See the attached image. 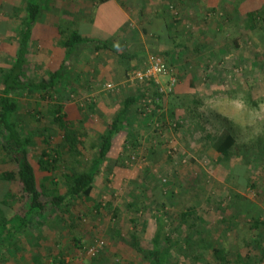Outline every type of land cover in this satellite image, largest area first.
<instances>
[{"label":"rangeland","instance_id":"obj_1","mask_svg":"<svg viewBox=\"0 0 264 264\" xmlns=\"http://www.w3.org/2000/svg\"><path fill=\"white\" fill-rule=\"evenodd\" d=\"M90 1L94 3V0ZM117 1L123 3L122 0ZM125 1L122 6L129 14V20L125 33L118 36L117 43L113 45L117 52L127 57L136 53L137 57L124 61L111 51L96 52L91 43L81 47L82 50L65 63L69 71L66 83L52 91L51 97L43 90L24 92L20 95L18 110V116L26 127H42L48 125L50 104L83 107L84 122L76 125L83 138L82 152L89 159L93 154L90 143L100 138L108 121L116 116L127 96L137 97L134 112H128L130 126H126L137 140L136 147L130 141L119 154L121 163L125 161L128 167L114 173L104 169L95 184L96 199L102 200L104 204L112 203L113 210L103 211L99 218L92 214V205L78 202L79 213H76L82 219L76 224L75 233L82 239V250L75 249L67 225L62 223L60 226L57 214L48 212L53 217L52 221L60 222L55 227L46 225L43 216H37L31 221L27 239L21 240L19 246L0 249V264H54L51 251L58 249L63 250L68 264H148L128 243L134 205L136 210L141 211L136 213L139 226H146L144 231L141 229L139 232L141 246L146 249L151 248L157 216L165 210L170 218H174L188 207L196 205L206 220L205 230L211 237V246L224 244L230 250L238 247L242 256L249 252L245 246L241 247L243 241L240 237H246L245 233L239 232L242 234L239 237L235 226L230 231L227 228L230 226L228 223L239 224L242 228L244 222L253 216L264 218V26L256 31L244 28L246 13L264 9V0H182L178 3V9H173L171 13H178L176 20L182 30L178 42L184 46L180 44L173 48L169 45L166 49L165 46L149 47L151 38L142 32V28L151 20L161 22L154 15L157 10L162 12L164 23L162 4L167 1ZM56 2L58 6L55 13L58 15L79 3L77 0ZM17 4L20 6L21 1L17 0ZM8 5H14V0H0V24L4 20L2 7ZM215 7L217 12L213 11ZM95 13L93 23L99 32L117 28L121 22L120 13L110 3L100 6ZM49 16V11H45L43 20ZM58 17L61 19L62 15ZM17 25L15 21L9 22L7 27L12 34L17 33ZM175 30L170 33L173 35ZM85 32V29L80 30L82 35ZM99 32H96L98 36L101 35ZM33 33L26 75L38 82H48L51 66L59 67L65 51L59 47L57 39L52 42L39 41L41 36L47 35L41 28L37 27ZM17 48L18 38H11L5 31L0 32V68L7 67L8 60ZM164 50L172 51L166 63L178 74L174 99L176 104L185 106L187 114L183 118L187 119V115L192 113L193 104H202L198 111L208 117L206 131L220 135L227 128L236 138L233 156L228 161L213 164L205 157L203 143L200 142L201 132L199 129L195 131L192 124L175 129L171 126L167 131L159 130L163 133L161 137L156 135L155 125L152 127L149 124L155 103L151 95L141 96L139 91L144 88V84L136 81L134 76L137 71L144 70L149 56ZM55 51H59L60 56H54ZM164 99L160 103L167 111L171 96H165ZM254 103H258V106H254ZM83 117L79 115V118ZM161 119L168 122L169 117L164 114ZM53 139L55 145H60L63 141L62 132L53 135ZM151 144L154 150L152 156L148 157ZM44 148L41 139L37 138L36 145L31 149L34 160ZM0 154H5L1 139ZM167 155L173 157V162H169ZM132 156L135 162L129 161ZM244 163L252 164L248 174L255 182L256 189H243L232 178L235 169L240 171ZM109 164L108 168L112 163ZM7 168L11 167L5 165L0 157V172ZM59 176L56 177L58 181ZM155 187L166 190L165 198L160 189L154 190ZM233 190L241 192L243 198L230 204L228 197ZM207 197L222 203L225 212L221 214L214 203L207 202ZM162 202L164 209L160 205ZM234 207L240 210H233ZM18 209L17 204L15 210ZM111 211L117 214L115 219ZM223 217L229 222H221ZM186 232L182 228L174 235L183 239ZM97 240L98 243H104L99 247V254L91 256L87 249ZM250 252L254 257L253 264H264L261 251L252 247ZM171 264H191V260L176 251ZM197 264L217 263L205 251L201 253Z\"/></svg>","mask_w":264,"mask_h":264},{"label":"trees","instance_id":"obj_2","mask_svg":"<svg viewBox=\"0 0 264 264\" xmlns=\"http://www.w3.org/2000/svg\"><path fill=\"white\" fill-rule=\"evenodd\" d=\"M94 1L105 2L109 0ZM165 1L167 2L164 3L163 7L164 23L151 20L148 25L142 28V32L149 35L151 39L157 40L161 47L165 46V49L169 45L173 48L179 47L182 42H178V37L182 30L176 20L178 13L171 12L173 9H178V3L182 0ZM44 5L48 6L49 0H27L23 10L17 4V0H14L12 6L2 7L3 16L9 17L10 21H15L18 25L16 27L17 33L13 32L12 34L11 29L7 27L9 22L3 20L0 24V32L4 33L5 31L9 33L11 38H18V48L8 60L7 67L0 68V139L5 152L4 155L0 154V157L5 165L11 167L0 172V249L19 246L21 240L27 239L30 235L31 221L37 216H43L45 224L50 227L59 225L60 222L52 221L53 217L48 214V212H54L60 218V226L62 223L67 225L69 238L75 249L82 250V239L75 233L76 224L82 219L80 214H77L79 213L78 202L92 205V214L99 218L102 217L103 211L113 210L112 203L104 204L102 200L96 199L94 193L97 178L103 174L104 169H110L111 173L118 172L119 169L126 170L123 167H128V165H125V161L121 163L119 154L128 146L130 141L136 147L137 140L133 138V133L126 128V126H130V114L128 112L135 110L137 97L134 95L125 98L116 116L108 121L106 130L101 133L100 138L90 143L93 154L89 159L82 152L83 138H81L79 128L76 125L84 122L83 107L77 105L74 108L71 105L50 104L48 125L42 127H35L34 125L26 127L23 119L18 116L21 104L20 95L24 92L43 90L47 96L51 97L52 91L66 83L69 71H67L65 63L71 60L72 55L78 54L82 50L81 47H87L91 43L96 52L111 51L119 57V60L123 59L124 61L137 57L136 53L134 56L127 57L124 53L117 52L113 43L110 44V39L102 41L82 35L78 28L72 26L69 21H65L62 17L57 28H43L41 30L50 33L52 37L59 40V47L65 51V57L61 60L59 67L51 66L52 71L49 73L48 82L32 80L26 75L29 66V50L33 41V32L40 24ZM213 11L217 12V8H213ZM62 13L65 16L70 14L66 10ZM159 15L161 17L162 12ZM263 26L264 9L246 13L244 28L256 31ZM175 28L176 30L172 35L170 31ZM39 41H45L43 36L39 38ZM234 41L236 40L234 39ZM236 45L238 46V44ZM171 54L172 51L164 50L155 56L161 57L166 62ZM54 56L57 55L54 53ZM177 83L178 76L176 85L170 91L161 92L160 87L150 81L144 84V88L139 91L142 97L151 95L155 103L149 124L152 127L155 125L156 135L161 137L163 133L159 130L167 131L171 129V126L175 129L186 127V124H192L194 130L199 129L201 132L200 142L203 143V153L211 163L219 164L231 159L236 146L234 135L227 128L220 135H212L206 131L205 125L209 121L208 117L198 111L202 104H193L194 110L192 113L188 111L191 114L189 113L187 119H184L183 117L187 114L185 106L176 104V99H174ZM165 96H171L170 104H167V111L163 109L162 102L160 103L161 99L162 101L165 100ZM251 99L250 96L249 100ZM253 105L257 107L258 103ZM164 114L168 115V122L162 121L161 118ZM79 115L83 118H79ZM58 132H62L63 141L60 145H55L53 135ZM37 138L41 139L45 148L34 160L31 156V149L36 145ZM148 142L150 143V141ZM153 147L151 144V148H148V157L152 156ZM167 156L169 162H173V157ZM129 161L135 162V157L132 156ZM109 163L112 165L108 168ZM251 166L250 163H244L240 166L241 170H244V172L242 171L243 174H241V170L235 169L232 178L235 179L233 181L237 186L239 184L243 189H256L255 182L249 178L248 174ZM246 171L247 175L245 174ZM57 176L60 177V181L56 180ZM62 182L63 186L61 187ZM158 189L160 188L155 187L154 190ZM160 192L165 198L166 190L163 189ZM242 198L241 192L233 190L228 197V203H235V200L238 201ZM206 200L208 203H214L221 214L225 212L222 203L211 197H207ZM17 204L19 209L16 211L15 206ZM160 205L163 206V209L165 208L163 202ZM130 207L132 208V205ZM133 208L135 213L130 218L132 230L129 232L128 243L148 264H171L172 255L176 251H180L185 258L191 260V264H197L201 253L205 251H208L215 258L217 264H253L254 257L251 256L252 252H250L252 247L264 255V218L253 216L249 221L244 222L242 228L239 224L228 223L230 225L227 228L228 231L235 226L239 237L242 235L239 233L241 231L246 235V237L243 235L240 237L243 241L241 247L245 246L249 252L242 256L238 252L237 246H235L237 247L235 250L227 249L224 244L211 246L209 243L211 237L208 230H205L206 220L196 205L188 207L174 218H170L168 212L164 210L155 218L156 227L151 238V248L146 249L141 246L139 237V232L142 231L141 229L144 231L146 226L143 228L139 226L136 213H139L140 210H136L135 205ZM233 210L239 211L240 209L234 207ZM111 212H113L112 218L115 219L117 214L114 211ZM169 220H171L170 224ZM221 222L229 221L223 217ZM169 225L172 227L170 228ZM182 228L187 231L184 238L175 237L174 233ZM98 242L99 240L88 247V254L91 248H97V253L94 256L99 254L100 251L98 250L99 247H102L100 244L102 241ZM51 253L54 264H68L62 249L52 250ZM35 263L39 264L38 262Z\"/></svg>","mask_w":264,"mask_h":264},{"label":"crops","instance_id":"obj_3","mask_svg":"<svg viewBox=\"0 0 264 264\" xmlns=\"http://www.w3.org/2000/svg\"><path fill=\"white\" fill-rule=\"evenodd\" d=\"M20 1H21V4L19 7L21 8V10H23V9H25L24 6H25L27 0H20ZM77 1H79V3L75 4L74 8H71V9L66 8L65 9L70 13L68 16L63 15V13L61 12L62 13L61 15L65 19V21L66 20L69 21L72 24V26H75L76 28H78L79 32L81 29H85L86 32L83 35L86 37L100 39L102 41L110 39V41H111L110 44L117 43V39H119L118 36L123 35L125 33L126 27H127V21L129 20L128 19L129 14L127 13V11L124 10V7L122 6L123 3H126V1L122 0L123 3L121 1H117V0H109V1H105V2H97V1L95 2L94 1V3L90 0H77ZM109 3L111 4V6L114 7V9L116 11H118L120 13L121 22L117 28H114L112 30L106 29L107 31L104 29V31L99 32V30L94 27V23H93L95 15H96L95 12L97 11V8H99L100 6L102 7L104 4H109ZM49 5L48 6L44 5L40 24L37 25V27H39L41 29H43V28L55 29L58 27V23L60 20L58 16H61V15H58L57 13H55L58 4H57L56 0H49ZM163 7H164V3L162 4V10L164 11ZM45 11H49L50 16L43 20V13ZM159 14H160V12L158 10L154 12L155 17L157 19H159L160 21H162V18H161L162 15L160 17ZM8 18L9 17L3 16L4 20L10 22V20ZM79 26H80V28H79ZM96 32L101 33V35L98 36L96 34ZM38 33H39V31H38ZM45 34H47V35H45ZM44 35L45 36H43V39L45 40V42L46 41L52 42L54 40L56 41V39H57L56 37H52L50 33L44 32ZM148 45H149V47H152V48L160 47L157 40H155V39L154 40L151 39L150 44H148ZM106 52H109V51H106ZM54 53L57 56H60L59 51H55ZM112 73H113L112 77H114V75H115L114 71H112Z\"/></svg>","mask_w":264,"mask_h":264},{"label":"built area","instance_id":"obj_4","mask_svg":"<svg viewBox=\"0 0 264 264\" xmlns=\"http://www.w3.org/2000/svg\"><path fill=\"white\" fill-rule=\"evenodd\" d=\"M139 83L147 84L153 81L160 87L161 92L170 91L177 82L176 71L168 65L161 57L152 55L148 58L144 70L137 71L134 76ZM165 80L164 83L162 80ZM103 244L102 242L100 243ZM97 248H91L89 254L94 256Z\"/></svg>","mask_w":264,"mask_h":264}]
</instances>
